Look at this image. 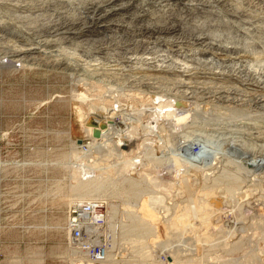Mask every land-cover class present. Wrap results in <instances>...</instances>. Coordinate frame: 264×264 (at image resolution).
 Here are the masks:
<instances>
[{"label":"rangeland","instance_id":"374dc122","mask_svg":"<svg viewBox=\"0 0 264 264\" xmlns=\"http://www.w3.org/2000/svg\"><path fill=\"white\" fill-rule=\"evenodd\" d=\"M105 1L0 0V264H68L65 226L71 191L80 181L89 180L84 173H104L95 185L102 181L101 190H108H100L102 196L97 198L106 199L109 208L113 205L110 225L115 231L113 248L123 257L117 259L119 264L137 262L138 256L131 254V237L124 232L136 228L127 221L137 202L156 192L166 195L169 207L159 215L162 240L174 238L183 254H191L201 241L197 236L205 237L221 223L237 228H232L236 239L244 235L243 246L229 252L204 243L209 263L210 257H218L217 264H264V199L259 197L264 194V0L195 1L199 5L189 14L182 5L172 8L179 13L164 9L162 0H133L135 4L129 0L135 10L159 12L154 17L170 30L160 34L144 32L154 23L139 19L134 10L112 15L103 28L96 25L90 6ZM231 11L241 16H232ZM69 18L85 20L82 27L93 25L76 29L80 33H58L55 26ZM178 20L184 25L176 26ZM195 23L213 31L214 47L196 41ZM235 46L240 47L239 54ZM28 49L35 53H23ZM201 59H209L214 68L207 69ZM178 80L190 81L191 88L183 92ZM217 86L238 98L223 103ZM196 87L216 93L201 100ZM111 115L113 122L108 123L114 127L97 145L93 140L101 135L88 136L86 124L106 126ZM77 139L85 145L76 149V158L72 152ZM116 160L132 169L117 166V171ZM111 165L113 174L106 173L104 169ZM207 174L208 180H222L221 185L232 175L233 181L227 183H238L242 194L260 199L240 201L241 205L230 201L223 214L207 206L205 211L194 210L190 204L209 184ZM166 180L171 183L167 191L160 186ZM183 197L193 202L187 205ZM207 198L213 206L216 200ZM233 237L231 242L236 241ZM197 261L180 264H200Z\"/></svg>","mask_w":264,"mask_h":264},{"label":"bare ground","instance_id":"6f19581e","mask_svg":"<svg viewBox=\"0 0 264 264\" xmlns=\"http://www.w3.org/2000/svg\"><path fill=\"white\" fill-rule=\"evenodd\" d=\"M140 1V0H139ZM142 1V0H141ZM143 1H145V0H143ZM147 1V0H146ZM152 1V0H151ZM150 1V2H151ZM195 1H202V0H162L161 1V3H163V7H164V9L166 8L167 10H170V9H172L173 7H175V6H177V5H182L183 7H184V10H185V12H187L188 14L190 13V12H193L194 11V9L195 8H197L198 6L197 5H199V4H196V3H194ZM220 1V0H219ZM218 1V2H219ZM99 2V1H98ZM131 2H133V0L131 1ZM131 2H129V0H106L105 2H101V3H98V4H92L91 6H90V8L92 9V12L93 13H95V17H94V22H95V24L97 23L98 25H101V27L103 28V26H102V23H104V21L105 20H107V18H109V17H111L112 15H115V14H118V13H120L121 14V12H124V11H130V10H134V11H137V17H139V19H141V20H143V19H147V21L148 22H150V21H152L154 24H155V26H154V24H153V27H145L143 30H144V32H147V33H151V34H160V33H163V32H166V30H168V28L165 26H163V24L161 25L159 22H158V20H157V18L158 17H154V15L155 14H158V13H156V12H154L155 14L153 15V12L151 13V14H148L147 12H145L144 10H142V9H137V10H135L136 9V7L131 3ZM156 2H157V0H156ZM158 2H160V1H158ZM200 2H197V3H200ZM226 3H227V1H225ZM134 3V2H133ZM143 3H145V2H143ZM149 3V2H148ZM203 3V2H202ZM216 3V2H215ZM222 3V2H221ZM225 3V4H226ZM135 4V3H134ZM150 4V3H149ZM155 4V3H154ZM230 4V3H229ZM137 5H139V3L137 4ZM146 5H147V3H146ZM227 5V4H226ZM141 6H142V4H141ZM150 6V5H149ZM222 6V5H221ZM225 5H224V3H223V7H224ZM227 6H229V5H227ZM226 6V7H227ZM237 6V5H236ZM59 7V6H58ZM143 7V6H142ZM141 7V8H142ZM218 7V6H217ZM232 7V6H231ZM144 8V7H143ZM149 8V7H148ZM154 8V7H153ZM156 8V7H155ZM176 8H178V7H176ZM201 8V7H200ZM212 8V7H211ZM233 8V7H232ZM235 8V7H234ZM237 8V7H236ZM235 8V10H237L238 11V8L236 9ZM40 9V8H39ZM147 9V8H146ZM145 9V10H146ZM159 9V8H158ZM227 9H228V7H227ZM229 9H231V8H229ZM163 10V9H162ZM172 10H175V9H172ZM172 10H170V12L172 11ZM204 10V9H203ZM206 10V9H205ZM41 11V10H40ZM153 11V10H152ZM176 12H178L179 13V11H177V9L175 10ZM201 11H202V9H201ZM227 11V10H226ZM243 11V10H242ZM241 11V12H242ZM66 12V11H65ZM64 12V13H65ZM148 12L150 13V11H149V9H148ZM164 12H166L165 10H164ZM163 12V13H164ZM182 12L184 13V11L182 10ZM200 11H198V13H199ZM203 12V11H202ZM221 12H222V10H221ZM220 12V13H221ZM235 12V11H234ZM240 12V13H241ZM92 13V14H93ZM131 13V12H130ZM134 13V12H133ZM173 13V12H172ZM181 13V12H180ZM204 13H205V11H204ZM207 13V12H206ZM205 13V14H206ZM209 13H211V12H209ZM224 13V12H223ZM136 14V13H135ZM160 14H161V12H160ZM184 14H186V13H184ZM192 14V13H191ZM190 14V15H191ZM201 14H203V13H201ZM227 14V13H226ZM243 14V13H242ZM65 15V14H64ZM133 15V14H132ZM159 15V14H158ZM158 15H155V16H158ZM175 15V14H174ZM178 15H180V14H178ZM182 15V14H181ZM196 15H197V11H196ZM200 15V14H199ZM230 14L228 13V16H229ZM231 15L232 16H237L238 14L237 13H232V11H231ZM244 15V14H243ZM88 16V15H87ZM133 16H136V15H133ZM132 16V17H133ZM162 17H161V19L163 18V15H161ZM169 16V15H168ZM206 16V18H207V15H205ZM208 16H209V14H208ZM226 16V15H225ZM232 16H230V17H232ZM239 16H241L240 14L238 15V17ZM90 17V16H89ZM93 17V16H92ZM122 17V16H121ZM160 17V16H159ZM177 17V16H176ZM180 17H182V16H180ZM183 17H185V16H183ZM192 17V16H191ZM196 17V16H195ZM243 17H245V15L244 16H242V18ZM112 18V17H111ZM135 18V17H134ZM170 18V17H169ZM175 18V17H174ZM190 18V17H189ZM198 18V17H197ZM201 18V17H200ZM200 18H198V19H200ZM222 18V17H221ZM237 18V17H236ZM70 19V18H69ZM80 19V18H79ZM90 19V18H89ZM110 19V18H109ZM138 19V20H139ZM161 19L159 20V21H161ZM177 19H179L178 17H177ZM183 19V18H182ZM214 19V18H213ZM238 19H240V18H238ZM247 19V18H246ZM71 20V21H70ZM70 20H68V19H64L63 21H62V23H60V25H57V26H55L56 28V31L58 32V33H60V34H73V33H76V29H81V30H87V26L89 25V24H91V25H93L92 23H89L87 26H81V24H83V21H85V20H83L82 21V23H80L79 21H76V20H72V19H70ZM77 20H78V18H77ZM166 20H167V16H166ZM171 20V19H170ZM174 20V19H173ZM187 20H188V18H187ZM192 20V19H191ZM219 20V19H218ZM81 21V20H80ZM88 21V20H87ZM108 21V20H107ZM145 21V20H144ZM147 21H145V23L147 22ZM183 21H185V18L183 19ZM190 21V20H189ZM189 21H187V22H189ZM193 21V20H192ZM196 21V20H195ZM195 21H193V22H195ZM200 21H201V19H200ZM223 21V20H222ZM243 21V20H242ZM86 22V21H85ZM90 22V21H89ZM136 22V21H135ZM140 22V21H139ZM156 22H158V23H156ZM163 22H165V21H163ZM176 22V21H175ZM192 22V23H193ZM201 22H203V19H202V21ZM206 22V21H205ZM207 22H208V18H207ZM210 22H211V20H210ZM213 22V21H212ZM215 22H216V20H215ZM220 22V21H219ZM106 23V22H105ZM108 23V22H107ZM138 23V22H137ZM144 23V22H143ZM144 23V24H145ZM166 23V22H165ZM167 23H169V21H167ZM166 23V24H167ZM185 23H186V21H185ZM197 23H198V20H197ZM96 24V25H97ZM109 24V23H108ZM115 24V23H114ZM123 24V23H122ZM139 24H141V23H138V25ZM147 24V23H146ZM182 24V26L184 25V23L182 22H180L179 20L177 21V23H176V26H179V25H181ZM187 24V23H186ZM196 24V23H195ZM208 25H209V23H207ZM222 24V23H221ZM220 24V25H221ZM105 25V24H104ZM148 25V24H147ZM196 25H198V26H196V27H198V31H195L194 32V30L195 29H197V28H194V30L192 31V32H194L193 33V36L195 37V39H196V41L199 43V44H201V45H212L213 47H214V44H213V38H212V34H213V31L212 32H209V31H211L210 30V28H209V30L208 29H206V26L207 25H199V24H196ZM119 26V25H118ZM141 26V25H140ZM169 26V25H168ZM170 26H172V25H170ZM176 26H174V27H176ZM213 26V25H212ZM216 26V25H215ZM225 26V25H224ZM138 27V26H137ZM141 27H143V26H141ZM180 27V26H179ZM186 28L188 27V26H185ZM99 28V27H98ZM108 28V27H107ZM128 28V27H127ZM140 28V27H139ZM222 28V27H221ZM54 29V28H53ZM96 29V28H95ZM142 29V28H141ZM141 29H139V30H141ZM172 29H177V28H173L172 27ZM171 29V30H172ZM183 29V28H182ZM214 29V28H213ZM76 30V31H75ZM90 30V29H89ZM104 30V29H103ZM184 30V29H183ZM215 31L217 30V29H214ZM53 31H55V30H53ZM80 31V30H79ZM79 31H77V32H79ZM101 31V30H100ZM105 31H106V29H105ZM125 31V30H124ZM168 31H170V30H168ZM167 31V32H168ZM52 32V31H51ZM81 32H83V31H81ZM95 32V31H94ZM96 32H97V30H96ZM103 32V31H102ZM107 32V31H106ZM135 32V31H134ZM187 32V31H186ZM189 32H191V31H189ZM188 32V33H189ZM191 32V33H192ZM216 32H218V31H216ZM80 33V32H79ZM99 33V32H98ZM98 33H97V35H98ZM183 33H185V31H183ZM49 34H51V33H49ZM57 34V33H56ZM87 34V33H86ZM92 34V33H91ZM144 34V33H143ZM146 34V33H145ZM54 35V34H53ZM52 35V36H53ZM78 35V34H77ZM192 35V34H191ZM217 35V34H216ZM55 36V35H54ZM58 36V35H57ZM69 36V35H68ZM87 36H89V35H87ZM91 36V35H90ZM89 36V37H90ZM94 36V35H93ZM92 36V37H93ZM96 36V35H95ZM117 36V35H116ZM151 36V35H150ZM154 36V35H153ZM73 37V36H72ZM78 37V36H77ZM216 37V36H215ZM67 38V37H66ZM71 38V37H70ZM83 38V37H82ZM91 38V37H90ZM97 38V41H98V37H96ZM95 38V39H96ZM83 39H85V37L83 38ZM87 39H89V38H87ZM99 39H100V37H99ZM105 39V38H104ZM90 40V39H89ZM88 40V41H89ZM92 40H93V38H92ZM207 40H209L208 42H207ZM96 41V40H95ZM100 42V41H99ZM234 46V45H233ZM232 48V47H231ZM236 48V49H235ZM235 50H237V53L239 54L240 53V47L238 48V47H236L235 46ZM239 50H238V49ZM227 49V48H226ZM205 50V49H204ZM206 50H208V49H206ZM244 50V49H243ZM235 52V51H234ZM245 52V51H244ZM23 53H26V54H33V53H35V51L33 50V49H28V50H26L25 52L23 51ZM233 53V52H232ZM243 53V52H242ZM204 55H207V54H204ZM234 55H236V54H234ZM15 56V55H14ZM17 57V56H16ZM27 57V56H26ZM207 57V56H206ZM195 60V59H194ZM202 60V59H201ZM18 61V60H17ZM200 61V60H199ZM199 61H197V62H199ZM190 62V61H189ZM207 69H213L214 68V66H213V68L211 67V64H213V63H211V61H209V59L207 60H202V62H201ZM48 64V63H47ZM57 65V64H56ZM58 66V65H57ZM66 67V66H65ZM65 69V68H64ZM183 71H184V69H183ZM208 71V70H207ZM182 72V71H181ZM182 73H184V74H182V75H185V72H182ZM208 73V72H207ZM150 76V75H149ZM157 77V76H156ZM155 77V78H156ZM185 77V76H184ZM178 78V77H177ZM264 78V77H263ZM182 79V78H181ZM147 80V79H146ZM152 80V79H151ZM159 80V79H158ZM190 80V79H189ZM153 81V80H152ZM161 81H162V79H161ZM167 81H168V79H167ZM179 81V88H183V89H181L183 92L185 91V92H187V90L186 89H188V88H191V84H190V81L189 82H186L185 80H178ZM188 81V80H187ZM192 82V81H191ZM198 82V81H197ZM149 83H150V81H149ZM173 83V82H172ZM178 83V82H177ZM150 85H151V83H150ZM194 85V84H193ZM176 86V85H175ZM197 86V85H196ZM209 86V85H208ZM207 86V87H208ZM211 86V85H210ZM219 86V85H218ZM217 86V87H218ZM212 87V86H211ZM224 87V86H223ZM200 88H202V89H200ZM210 88V87H209ZM220 88H222V86L220 87ZM219 87H218V89L216 88V92H217V94H218V98H219V100H221V101H223V103L224 102H226L227 104L228 103H232L236 98L235 97H237V96H233V94L231 93V92H229V91H226L225 89H226V87H225V89H220ZM194 89V88H193ZM196 90H200V92H197V94L199 93L200 95V99H201V97H202V99L201 100H203V98L204 99H210L211 98V95H214V94H212L213 92L212 91H210L208 88H206V87H196L195 88ZM214 89V88H213ZM227 89H229L228 87H227ZM231 89V88H230ZM190 90V89H189ZM196 90H194V91H196ZM212 90V89H211ZM233 90V89H232ZM235 90V89H234ZM191 91V90H190ZM190 91H189V93H190ZM215 91V90H214ZM236 91V90H235ZM193 92V91H192ZM233 92V91H232ZM242 92V91H241ZM234 93V92H233ZM100 94V93H99ZM193 94V93H192ZM251 94V93H250ZM102 95V94H101ZM240 95V94H239ZM103 97V96H102ZM189 97V96H188ZM191 97V96H190ZM193 97H195V96H193ZM215 97V96H214ZM263 97V96H262ZM238 98V97H237ZM79 99V98H78ZM212 99V98H211ZM244 99V98H243ZM263 99V98H262ZM261 99V100H262ZM129 103V102H128ZM212 103H213V101H212ZM206 104V103H205ZM226 104V105H227ZM130 106V105H129ZM134 106V105H133ZM131 109V108H130ZM113 111V110H112ZM108 115V114H107ZM109 116V115H108ZM111 118H112V115L110 116V118H108V120H107V123L108 122H113L112 120H111ZM87 120V119H86ZM244 125V124H243ZM112 126L113 125H111V124H107L106 126H103V125H101V123L99 122V124L98 125H90V124H86V128H85V130H86V133H87V135L88 136H93L94 138H95V136H94V130L95 129H97V130H99V132H100V137H99V139L98 140H93V141H96L97 142V145L100 143V140H104V138H106L107 136H108V134H109V131H111V129H112ZM249 126V125H248ZM257 126V125H256ZM114 127V126H113ZM253 127V126H252ZM249 128V127H248ZM246 130V129H245ZM252 130V129H251ZM257 130H258V128H257ZM261 131H262V128H261ZM263 135V134H262ZM229 136V135H228ZM261 137V136H260ZM108 138V137H107ZM126 138V137H125ZM78 140L79 139H77V140H74V150H73V152H72V156L73 157H76L77 158V150L76 149H78V148H80V147H83V145H85V142L82 140V142L81 143H79L78 142ZM129 140V139H128ZM130 141V140H129ZM99 142V143H98ZM102 142H104V141H102ZM101 142V143H102ZM90 144H93V143H90ZM125 144V143H124ZM245 144V143H244ZM92 146H94V145H92ZM219 146V145H218ZM222 146V145H221ZM220 147V146H219ZM90 150V149H89ZM221 150V149H220ZM114 154V153H113ZM71 155V154H70ZM152 156V155H151ZM72 157V158H73ZM153 158V157H152ZM255 158V157H254ZM264 159V158H263ZM199 160V159H198ZM260 160V159H259ZM117 161V160H116ZM120 161V160H119ZM119 161H117L116 163H115V167L117 168V166H118V168H120L119 166H121V167H123V169L125 170V168L124 167H128L129 165H127V164H125L126 162H119ZM197 161V160H196ZM205 161V160H204ZM83 163V162H82ZM205 163H207V162H205ZM198 164V163H197ZM229 164V163H228ZM231 164V163H230ZM233 164H235V162H233ZM82 165V164H81ZM210 164H208V166H209ZM238 165V164H237ZM114 166H107L104 170H105V172L107 173H112V172H109V170H111V168L112 167H114ZM197 166V165H196ZM207 166V167H208ZM217 166V165H216ZM236 166V165H235ZM76 167H78V165L76 166ZM132 167V165L131 166H129V168H131ZM200 167V166H199ZM215 167V166H214ZM213 167V168H214ZM238 167V166H237ZM79 168H80V166H79ZM118 168L116 169L117 171H118ZM236 168V167H235ZM127 169V168H126ZM132 169V168H131ZM201 169V168H200ZM208 169H210V167L208 168ZM217 171H218V169L217 168H215ZM215 169H213V170H215ZM84 171H85V169H83ZM128 171H129V169H127ZM143 170H145V169H143ZM203 170V169H202ZM211 170V169H210ZM112 171V170H111ZM242 171V170H241ZM133 172V171H132ZM139 172H142V171H139ZM147 172V171H146ZM145 172V173H146ZM196 172H197V170H196ZM207 172H209V170L207 171ZM213 172V171H212ZM78 173V172H77ZM92 173V172H91ZM121 173H123V172H121ZM143 173V172H142ZM144 173V174H145ZM201 173V172H200ZM210 173V172H209ZM208 173V174H209ZM221 174H222V172H220ZM219 173V174H220ZM81 174H83V173H81ZM84 174H86V176H87V178H85L86 180L87 179H89V180H87V181H80V183H79V185H77V186H75L74 188H73V192L71 191V199H70V204H73V203H75V202H78V201H91L92 199H99V198H97V197H100V196H102V193H104V190H105V192L108 190H106V189H104L103 190V188H102V190H101V187H100V185L99 184H101V182L97 185V183H96V185H95V182H96V180H98L97 178H99V176L102 174H99V176H97V174H92V175H90L89 176V173H84ZM83 174V175H84ZM104 174V173H103ZM102 174V175H103ZM113 174V173H112ZM125 174V173H124ZM144 174H143V176H144ZM198 174V173H197ZM202 174V173H201ZM208 174H207V176H208ZM214 174V173H213ZM213 174H211V175H213ZM216 174V173H215ZM217 174H218V172H217ZM216 174V175H217ZM218 174V176H220ZM75 175H76V173H75ZM75 175H73V176H75ZM109 175H111V174H109ZM204 175H206V173H204ZM105 176V175H104ZM106 176H108L107 174H106ZM125 176H127V175H125ZM201 176V175H200ZM207 176H205L206 178H207ZM210 176V175H209ZM209 176H208V178H207V180H205L206 178H203L202 180H205L207 183H209V184H205L206 186L204 187V190L202 191V194H201V196H200V198H196L195 200H194V202H193V204H190L191 206H192V208H194V210H195V208L196 209H201L202 207H203V210H204V208L207 206L208 208L210 207V208H215V209H217V210H222V213H220V214H223L224 213V211L226 210V209H224L223 210V208H226L227 206V203L228 202H232V201H234V200H236L237 202H239V204H240V201H250L251 199H253V198H257L258 197V195H257V197H255L256 196V194L255 195H252L251 193H241L240 191H242V190H240L242 187L240 186V185H237V184H229L231 181H233V179L231 180L230 179V177L232 176H230L229 177V180H227V182H229V183H227V184H229V185H226V183L224 184V185H221V183H219V182H221L222 180V178L224 177V176H220V180L221 181H219V178H218V180H217V177H215L214 179L212 178L211 180H208V179H210L211 178V176H210V178H209ZM225 176H227V175H225ZM229 176V175H228ZM88 177H90V178H88ZM112 177V175L110 176V178ZM146 177V176H145ZM148 177V176H147ZM104 177H102L101 179H103ZM113 178V177H112ZM141 178V177H140ZM200 178V177H199ZM225 178V177H224ZM125 179V178H124ZM130 179H131V177H130ZM146 179V178H145ZM150 179V178H149ZM226 179H228V178H226ZM226 179H225V181H226ZM80 180H83V179H80ZM127 180V179H126ZM135 180V179H134ZM152 180V179H151ZM199 180H201V178L199 179ZM99 181V180H98ZM219 181V182H218ZM224 181V182H225ZM238 181V180H237ZM79 182V181H78ZM108 182V181H107ZM144 182V181H143ZM146 182H149L150 183V181H146ZM152 182V181H151ZM155 182V181H154ZM202 182H204V181H202ZM112 183V182H111ZM222 183H223V181H222ZM241 183V182H240ZM131 184V183H130ZM163 184L165 185V187H163ZM170 182L169 181H165V182H163V183H161L160 184V186L162 187H160L159 185V187L161 188V189H163V190H166L167 188L166 187H168V186H170ZM202 184V183H201ZM219 184V185H218ZM103 185V184H102ZM135 185V184H134ZM137 185V184H136ZM135 185V186H136ZM142 185V184H141ZM146 185V184H145ZM152 185H154V184H152ZM132 186V185H131ZM173 186V185H172ZM203 186V185H202ZM108 187H110V186H108ZM107 187V188H108ZM130 187V186H129ZM140 187V186H139ZM154 187V186H153ZM157 187V186H156ZM155 187V188H156ZM134 188H136V187H134ZM146 188V187H145ZM152 188V187H151ZM166 188V189H165ZM169 188V187H168ZM264 188V187H263ZM139 189V188H138ZM137 188H136V190H138ZM144 189V188H143ZM148 189V188H147ZM202 189V188H201ZM103 191L101 194H100V192L101 191ZM135 190V189H134ZM142 190V189H141ZM146 190V189H145ZM169 190V189H168ZM262 190V189H261ZM260 190V191H261ZM157 191V190H156ZM167 191V190H166ZM222 191H225V194H221V192ZM264 191V190H263ZM128 192V191H127ZM132 192V191H131ZM134 193H136V191H133ZM139 192V191H138ZM146 192V191H145ZM152 192V191H151ZM159 192V191H158ZM161 192H162V190H161ZM164 192V191H163ZM243 192V191H242ZM70 193V192H69ZM149 193V192H148ZM154 193V192H153ZM157 193V192H156ZM155 193V194H156ZM173 193V192H172ZM253 193V192H252ZM108 194V193H107ZM138 194V193H137ZM149 195V196H147V197H143L142 198V200H141V202H137L138 204H136L135 205V207H136V211L135 212H133V214L129 217L130 219H128L129 221H127V223L129 222V225H130V223L133 225V226H136V228L135 229H128L127 231H125L124 232V234H126V235H128V236H130L131 237V254H134L136 257L138 256V259H137V262H135L134 260H132V261H125L126 263L125 264H180V263H183V262H192V261H197V262H199L200 264L202 263V264H205L206 262L208 263V264H217L218 262H219V258L217 257V258H214V257H210V260H212V262L211 263H209L208 262V254L206 253V251L207 250H204L203 249V247H204V243H208V247H212V248H217V247H219V248H222V249H224L225 251H235L236 249H239L240 250V248L239 247H241V246H243L242 245V243H243V240H244V235L243 234H240L241 236H239V238H235V237H237L236 235L237 234H235V230H233V229H237V228H231V227H226L225 226V224H223L222 226H220L221 225V223H220V225H219V227H218V225H217V229L214 231L213 229H211L207 234H206V236L205 237H198L197 236V239L199 238L201 241L200 242H197V244L198 245H196V246H194L193 244V246L195 247V252H194V250H193V252L192 253H195V254H193V256H195V257H193L191 254H188L187 252H185V254H183L182 253V251H183V249H181V244H175V243H178L179 241H174L171 237L168 239L169 241H167V240H162L161 239V231H160V224H161V222H162V220H159V215H160V211L161 210H166L167 208H169V207H167V203H166V200L164 199V197L166 196H163L164 194L163 193H161V194H163V195H158V193L156 194V195ZM258 194V193H257ZM109 195V194H108ZM139 195V194H138ZM148 195V194H147ZM103 196H105V195H103ZM143 196H146V195H143ZM208 196H210V197H212L214 200H216V202H215V204L213 205V206H210V205H208L207 204V202H206V199H208L207 197ZM264 194H263V192H262V196H259V197H261V198H263L264 199ZM107 197V196H106ZM139 197V196H138ZM192 197V196H191ZM199 197V196H198ZM258 197V199L257 200H259L260 198ZM108 198V197H107ZM129 198V197H128ZM136 198V197H135ZM183 198H185V197H183ZM195 198V197H194ZM101 199H104L103 197L101 198ZM189 200H192L190 197L188 198ZM188 199H186L185 198V200L183 201L185 204H189V203H192V202H190V201H188ZM106 200V199H105ZM107 202V201H106ZM136 202V201H135ZM132 203V202H131ZM238 204V203H237ZM181 205V204H180ZM241 205V204H240ZM243 205V204H242ZM128 207H130V204L129 205H127ZM205 206V207H204ZM234 206H239V205H234ZM112 207H113V205H110V208H109V205H108V220H109V222H110V215H112V212H113V210H112ZM242 207V206H241ZM240 207V208H241ZM208 208H207V210H208ZM209 208V209H210ZM232 208V207H231ZM235 208V207H234ZM239 208V209H240ZM109 209H111V210H109ZM130 209H131V207H130ZM168 210V209H167ZM186 210V209H185ZM192 210V209H191ZM234 210V209H233ZM198 211V210H197ZM205 211V210H204ZM163 211H161V213H162ZM165 213V212H164ZM190 213V212H189ZM210 213V212H209ZM212 213V212H211ZM221 216V215H220ZM164 216H162V218H163ZM218 217V216H217ZM216 217V218H217ZM194 218V217H193ZM200 218V217H199ZM209 218V217H208ZM221 218V217H220ZM186 219V218H185ZM184 219V220H185ZM218 219H219V217H218ZM67 220H68V217H67ZM209 220V219H208ZM165 221V220H164ZM164 221H163V223H164ZM192 221V220H191ZM220 221V220H219ZM222 221V220H221ZM201 222V221H200ZM66 223H67V221H66ZM216 223V222H215ZM218 223V224H219ZM214 224V223H213ZM192 225V224H191ZM202 225V224H201ZM211 225V224H210ZM195 226V225H194ZM193 226V227H194ZM199 226V225H198ZM214 226H216V225H214ZM192 227V228H193ZM65 228H66V231H67V233H68V238H69V231H68V229H67V227L65 226ZM112 229H113V227H112ZM193 230V229H192ZM167 231V230H166ZM200 231V230H199ZM235 231V232H234ZM169 232V231H168ZM168 232H166V233H168ZM195 232V231H194ZM198 232V231H197ZM202 232V231H201ZM112 233H115V231L114 230H112ZM174 233V231L172 230V229H170V234L171 235H174L173 234ZM176 233H177V231H176ZM175 233V234H176ZM180 233V232H179ZM199 233V232H198ZM239 233V232H238ZM178 234V233H177ZM116 235V234H115ZM196 235H199V234H197L196 233ZM243 235V236H242ZM169 236V235H168ZM175 236H177V235H175ZM234 236V237H233ZM167 237V236H166ZM177 237H181V236H177ZM193 237H194V235H193ZM231 237H233L234 239H236V241L234 240V242L232 241H230V240H232L231 239ZM185 238V237H184ZM167 239V238H166ZM198 239V240H199ZM194 241V240H193ZM193 243V242H192ZM200 243H201V245H200ZM206 246L205 247H207V244H205ZM188 247V246H187ZM193 247V248H194ZM204 247V248H205ZM115 248V247H114ZM191 249V248H190ZM207 249H209V248H207ZM210 250H212V249H210ZM219 250V249H218ZM239 250H237V251H239ZM161 251V252H160ZM167 251V252H166ZM197 251V252H196ZM209 251V250H208ZM160 252V253H159ZM165 252L166 253H169L168 254V256H166V254H165ZM190 252V251H189ZM119 253V252H118ZM227 253V252H226ZM183 254V255H182ZM159 256V257H158ZM163 257V258H162ZM67 258H68V264H73L74 263V259H72V256H71V254H70V250H69V246H68V244H67ZM118 258V257H117ZM117 258H115L114 256H113V254L111 253L110 255H109V257H108V261L105 263V264H119L120 262L119 261H117ZM223 259V258H222ZM221 259V260H222ZM67 260V259H66ZM119 260V259H118ZM67 262V261H66ZM196 262V263H197ZM222 262V261H221ZM226 262H228V261H226ZM223 264V263H222ZM226 264V263H225Z\"/></svg>","mask_w":264,"mask_h":264},{"label":"built area","instance_id":"2783aa9c","mask_svg":"<svg viewBox=\"0 0 264 264\" xmlns=\"http://www.w3.org/2000/svg\"><path fill=\"white\" fill-rule=\"evenodd\" d=\"M66 224L73 264H105L111 253L117 259L123 258L113 248L114 229L108 220V203L104 199L71 204Z\"/></svg>","mask_w":264,"mask_h":264},{"label":"water","instance_id":"95a60500","mask_svg":"<svg viewBox=\"0 0 264 264\" xmlns=\"http://www.w3.org/2000/svg\"><path fill=\"white\" fill-rule=\"evenodd\" d=\"M94 136H96V137H99V136H100V132H99V130H97V129L94 130ZM78 142L81 143L82 140L79 139Z\"/></svg>","mask_w":264,"mask_h":264}]
</instances>
